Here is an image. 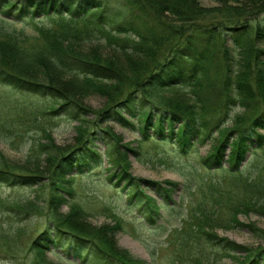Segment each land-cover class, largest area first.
Returning a JSON list of instances; mask_svg holds the SVG:
<instances>
[{"label": "trees", "instance_id": "trees-1", "mask_svg": "<svg viewBox=\"0 0 264 264\" xmlns=\"http://www.w3.org/2000/svg\"><path fill=\"white\" fill-rule=\"evenodd\" d=\"M120 1L122 8L128 7L127 11L121 12V9L116 13L113 4H116L115 0H0V79L19 90L58 99L60 104L51 111L52 113L64 112L72 118L80 119L87 115L88 110L82 96L102 92V87L107 85L106 81L114 77L117 83L121 81L122 88L103 111L106 120H113L124 126H135L132 121L140 120L142 122L140 126L145 129L144 131L141 129V134L147 135L146 130L152 129L159 134L160 141L164 140L163 137L168 131L171 133L170 138H174L172 139L174 144L184 153H188L196 145L195 140L205 142L211 137L215 138L211 134L212 130L217 128L218 141L212 145L207 155L202 156L201 161L211 168L221 166L225 159L226 148L230 146L231 150L226 161L229 164L228 170L236 174V169L247 154L256 151L264 144L262 133L264 107L258 108L260 103L258 95L262 96L264 101V49H258L255 42L250 41L254 38L264 40V0H235L239 2L237 5L219 11L224 16L234 17L232 22L226 21L230 25H225L223 28L220 22L203 23L200 20L210 12L204 11L196 0H161L158 3L156 0ZM218 1L226 3L230 0ZM132 9L136 12H132ZM167 9L172 11L168 14H173V18L165 14ZM49 18L52 24L50 26L41 24L42 26L37 28L40 39L37 40L38 42L34 41L32 46H25L23 43L28 37L24 36V32L13 27V20H49ZM179 20L184 23L176 24L175 22ZM114 31L128 34L119 38L113 34ZM253 32L254 38L250 39V34ZM101 36L114 46V51L129 58L140 59L146 64L139 70L141 74L138 76L139 81L111 70V67L101 60H92L90 57L95 55L93 51L96 49L89 51L88 54H84L87 51L80 49L87 42L91 44L92 40ZM227 37L232 38L239 59H236L230 47L226 46ZM96 45L100 46V44ZM159 48H164L165 55L162 54L163 51L160 53ZM233 65L238 68L235 75H233ZM224 66H226L225 74ZM213 69H216L217 73L218 69L221 71L222 78L218 83H213L209 79L213 75ZM61 73L70 76L69 89L64 86L67 83L61 84L55 80ZM119 75H123L122 80ZM203 78L209 80L208 93L218 91L216 94L222 99L220 104L206 107L199 113L192 108L193 105H187L185 102H175V106L166 109L159 108V113H155L153 107L145 109L161 90L188 83L201 84ZM74 90L79 93H74ZM237 102L250 108L252 115L248 118L238 115L234 125L228 128L221 127L224 122L221 111L224 108L230 109V105H235ZM143 113H146L144 121L141 118ZM225 115L227 117L228 114ZM97 133V131L87 132L73 149H59L61 157L54 162L52 171L47 175L38 172L32 175L23 174L0 166V183L11 187L17 185L34 187L47 180L35 189V194L40 198L44 186L50 185L49 197L44 200L49 201L48 205L51 209L52 207L60 209L63 204L70 202L66 195L70 196L73 193L74 174L85 173L84 170L93 162H104V155L96 145L97 140L106 141L108 146L106 155L110 158H118L117 153H120V148L125 146H111L115 140L122 142L114 132L105 130V134L110 138L100 137ZM233 134H236V137L232 139ZM161 159L164 160V156ZM115 163L116 160L109 165L114 166ZM127 163L126 158L124 161H119V164L113 168L115 172L110 176L115 180H126L132 186L135 177L129 173ZM262 179L263 177L258 175L255 182L246 180L245 184L241 177L238 176L237 180L245 190L257 187L260 195L258 198L262 200L264 199ZM166 182L170 187H164L162 193L164 199L172 195L170 193L176 185L172 181ZM150 184L154 185L155 181H150ZM147 200L144 205L148 206L147 211L159 214L158 209L161 205L150 196ZM253 200L255 199L245 195L231 202L233 204L230 207L233 211H230L228 219L240 223L238 212L256 210L263 213L264 203L258 204ZM25 201L24 205L32 208L38 205L35 199ZM73 207L78 209L76 214L67 216L60 210H54V224L35 239L34 243L40 252L38 264H58L46 257L45 250L51 248V244L60 246L71 236L73 239L69 249L85 261L96 263L104 256L103 258H117L119 264L142 263L141 259H135L127 251L118 249V246L111 242L113 238H110L106 232L103 234L101 230L88 228L82 220V215H85L82 207L72 204V209ZM216 207L220 208L219 205ZM214 210L213 214L215 213L216 216L203 213V217H200L196 213L207 210L202 209L199 203L191 206V213L196 220L206 217L200 220L199 226L204 225L208 220L214 222L219 219L218 209L215 212ZM150 217L154 220V217L151 215ZM204 226L203 228L200 226L199 232L207 235L209 233ZM100 236L104 241L100 240ZM228 244L234 250H242V246L236 242L229 241ZM248 264H264V247Z\"/></svg>", "mask_w": 264, "mask_h": 264}, {"label": "rangeland", "instance_id": "rangeland-1", "mask_svg": "<svg viewBox=\"0 0 264 264\" xmlns=\"http://www.w3.org/2000/svg\"><path fill=\"white\" fill-rule=\"evenodd\" d=\"M156 1L158 3L161 0ZM115 2L116 4H113L116 13H119L121 9V12L127 11L128 7L123 5L124 9L120 6L122 4L120 0ZM196 2L204 11L210 12L200 20L203 23L220 22L222 28L230 25L226 21L232 22L234 17L224 16L219 11L227 10L226 8L231 5L239 3L235 0L226 3L218 0H196ZM167 10L165 14L172 13L169 9ZM131 11L136 12L135 9ZM168 16L174 17L173 14ZM50 19L13 20V27L24 32V36L28 37L23 44L32 46L34 41L38 42L37 40L40 39L37 28L42 26L41 24L50 26L52 24ZM175 23L183 24L184 22L179 20ZM113 34L123 38L128 33L114 31ZM253 36L254 32L250 34V39H253ZM250 41L255 42L258 49H264V40L254 38ZM232 42V38L227 37L225 44L230 47L234 57L239 59V54L237 55ZM113 48L114 46L101 36L99 39L92 40L91 44L87 42L80 49L87 51L84 54L96 49L93 51L95 55L90 57L92 60H101L102 63L111 67V70L139 81L138 76H141L139 70L146 64L140 59L129 58L118 53ZM158 50L160 53L163 51L162 54L165 55L164 48ZM233 66V75H235L238 68ZM225 71L226 66L223 67L224 74ZM212 72L213 75L209 79L213 83H218L222 78L221 71L218 69L217 73V70L213 69ZM119 77L122 80L123 75ZM115 79L110 77L106 81L107 85L102 87V92L82 96L88 110L87 115L80 119L72 118L64 112L52 113L51 111L60 104L58 99L19 90L0 79V166L23 174L32 175L38 172L47 175L52 171L54 162L61 157L59 149H73L85 137V134L91 131H97L100 137L110 138L108 134H105V130H109L122 141L119 143L115 140L111 146L125 145L120 148V153H117L118 158H110L106 155L108 148L106 141L97 140L96 145L104 155V162H93L84 170L85 173L74 174L73 193L70 196L66 195L70 202L63 204L58 210L66 216L76 214L78 209L74 207L72 209V204L79 205L85 213L82 215L83 223L88 228L101 230L103 234L106 232L110 238H113L111 242L116 244L118 249L127 251L135 259H141L142 263L139 264H248L264 247V212L249 209L246 212H238L240 223H235L228 217L230 211H233L230 207L233 204L231 202L245 195L255 199L253 201L258 204L264 203V199L258 198L260 195L257 187L245 190L237 180L239 176L244 184L246 180L255 182V178L261 175L264 182V144L256 151L247 154L236 169V174L228 170L229 164L226 161L231 150L230 146L226 148L225 159L221 166L208 167L201 160L202 156L211 151L212 145L217 143L219 138L217 128H214L211 134L215 138L211 137L205 142L195 140L196 145L190 151L188 150V153H184L180 151V148L178 149V145L174 144L172 140L174 138H170L171 133L168 131L163 137L164 140L160 141L159 134L152 129L146 130L147 135L150 134V136L141 134V129L143 131L145 129L140 126L142 125L140 120L132 121L135 126H124L116 121L106 120L102 113L108 107L109 101L119 94L118 90L122 88L121 81L118 80L119 83H117ZM55 80L61 84L67 83L64 86L70 88L69 75L61 73ZM72 81L78 84L75 80ZM200 83L165 88L157 94L156 98L151 99L153 101L145 109L153 107L155 113H159V108L166 109L169 106H175V102H185L187 105H193L192 108L199 113L206 107L216 106L222 102L216 94L218 91L208 93L210 91L208 79L203 78ZM76 92L79 93L78 91L74 93ZM258 98L260 99L258 108L264 107L262 96L258 95ZM230 106V109L224 108L221 111V117L224 115L221 127L228 128L234 125L238 115H244L247 118L252 115L250 108L241 103L237 102ZM257 111L259 112V109ZM145 116L146 113L141 116L143 121ZM262 133L264 134V131ZM234 137L236 134L231 136L232 139ZM163 156L164 160L161 159ZM125 158L129 164V173L135 177L132 186L126 180H115L112 179L113 176H110L115 172L113 168ZM115 160L116 163L111 166ZM150 181H155V184H150ZM166 181H172L176 185L170 193L172 195L164 199L162 194L164 187H170ZM40 184L34 187L20 185L11 187L0 183V264L39 263L40 254L38 253L40 252L34 241L38 235L52 227L54 210L58 211L57 208L51 209L48 205L49 201L44 200L49 197L50 185H45L40 198H37L35 189H38ZM132 193L137 194L134 196ZM149 196L161 205L157 215L148 212V206H144ZM26 199L32 201L35 199L38 205L33 208L24 205ZM198 203L202 209L207 210L196 213L200 217H203V213L213 214L214 209V212L217 209L219 211V219L214 222L208 220L204 222L205 226L200 225L202 228L205 227L209 233L207 235L199 232L200 220L206 217L196 220L191 213V206ZM218 205L220 208L216 207ZM150 215L154 217V220ZM213 216H216L215 213ZM192 223L195 225H190ZM202 228L201 231H203ZM72 239L71 236L69 240L63 241L62 246L51 244V248L45 250L46 257L58 264H93L69 249ZM103 239L100 236V240L104 241ZM229 241L241 245L242 250L229 247ZM103 257L94 264H119L117 258Z\"/></svg>", "mask_w": 264, "mask_h": 264}]
</instances>
